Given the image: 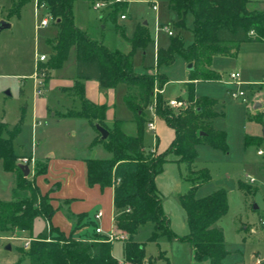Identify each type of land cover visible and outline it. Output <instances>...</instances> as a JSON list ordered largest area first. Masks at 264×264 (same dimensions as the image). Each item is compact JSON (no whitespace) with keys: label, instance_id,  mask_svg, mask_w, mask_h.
<instances>
[{"label":"trees","instance_id":"obj_1","mask_svg":"<svg viewBox=\"0 0 264 264\" xmlns=\"http://www.w3.org/2000/svg\"><path fill=\"white\" fill-rule=\"evenodd\" d=\"M27 0H13L9 14L19 13ZM38 7L53 18L57 34L50 44L49 58L38 64L39 72L48 79L50 69L63 65L72 47L76 50V83L73 92L78 96L81 107L74 116L88 120L96 130L99 124L108 131L105 139L97 136L91 145L101 144L110 155L108 158H86V180L88 186L98 184L101 188L112 186L113 180L119 182L113 187V210L115 228L126 234L123 242V260L139 264L145 258L144 243L134 240L138 230L151 223L154 230L150 240L160 235L168 239L188 242L193 250L194 260L208 264H223L227 255L222 231L215 223L226 213L228 204L226 191L217 189L204 197H196L198 185L209 180L208 170H191L197 157V145H208L223 152L228 151L226 132L213 127L218 116L215 111L217 101L209 97L194 96L195 81H214L220 74L210 68L214 56H236L239 46L244 42L264 40V9H250L251 0H167L176 13L174 28H186V15L191 13L193 26L192 42L184 44L179 34L170 36L166 47L156 51V67L170 65L179 54L186 64H191L186 83L189 105L178 112L165 104L161 94L167 77L158 70L155 73H136L133 69V56L138 48H145L151 41L147 29L138 26L131 38L121 36L130 44L128 52L110 50L102 42L91 39L74 22V3L77 0H35ZM93 5L94 0H87ZM119 10V9H118ZM118 10L111 13L113 20ZM253 31L254 35L249 32ZM96 79L102 87H114L118 83L127 86L124 96L126 106L134 113L138 132L134 136L125 134L119 121L109 127L104 124L105 105H95L86 99L80 80ZM155 96L156 115L174 130L170 145L160 153L145 149L144 130L147 122L146 111ZM22 118L8 129L0 123V160L3 169L13 175L11 199H0V233L9 237H22V233L32 238L28 250L19 248V261L27 259L29 264H119L112 256V243L103 235L87 233L78 237L76 231L92 222H83L85 214L74 216L70 233L66 236L50 223L54 208L48 194H41L35 181L23 175L12 148V141L20 132ZM253 140L246 138V144ZM255 143H257L255 141ZM175 161L184 163L192 185L179 196L186 213L188 234L177 236L170 228V219L162 209V198L156 190L155 178L162 172L165 163ZM41 163V162H40ZM46 172L45 163L39 164L36 175ZM241 190L249 191L238 182ZM49 222L36 237H32L35 219ZM19 264V263H18Z\"/></svg>","mask_w":264,"mask_h":264},{"label":"rangeland","instance_id":"obj_2","mask_svg":"<svg viewBox=\"0 0 264 264\" xmlns=\"http://www.w3.org/2000/svg\"><path fill=\"white\" fill-rule=\"evenodd\" d=\"M96 1L104 3V6L101 9H95L89 1L77 0L76 23L90 38L104 43L108 48L130 50L128 41L121 36L118 28L123 29V34L128 39L134 35L139 25L147 29L151 41L145 48H138L134 52L133 67L136 73H145L147 68H156L155 47L157 45L165 47L169 43L170 37L162 30L156 29L158 24L165 23L163 25L172 29L174 35L179 32L185 45L192 42V14L186 15L185 29L174 28L173 24L177 20V15L170 8L167 0H94ZM262 1L252 0L253 4L249 5V8L259 10ZM153 3L157 4V10L152 9ZM12 4L13 0H0V21L7 19L10 24L9 28L0 31V122L5 121L9 126L17 122L22 106L30 107L32 78L29 76L35 72V55L43 52L47 61L50 44L53 42V39L48 38L46 48L45 27L39 30L35 27L45 16L41 7L38 8L37 14L33 0H27L19 9L18 15L9 14ZM116 10L118 12L115 18L109 19L111 13ZM102 14L103 17H100ZM120 14H126V19H120ZM51 24L52 21L49 26ZM74 56L75 51L71 49L65 66H68ZM186 66L183 57L179 54L174 56L172 64L159 66V71L168 79L163 88V96L166 99L187 96L184 84L187 78ZM211 67L221 74L222 81L226 80L227 74L236 68L241 70L243 77L264 80V40L240 44L237 57H214ZM151 71L156 72L154 69ZM122 86L124 85L120 84L116 88L118 98L115 111L118 115H122V110L128 112L119 96ZM225 88L220 81L200 82L194 88L195 95L210 96L217 100L214 109L218 116L214 119L213 127L226 132L228 151L225 153L206 145L199 146L197 158L191 165V170L205 168L211 177V180L202 183L198 196L206 195L216 188H223L226 191L227 211L215 223V226L223 233L227 251L223 264H255L257 257L263 260L262 264H264V224H261V220H264V156L256 154L259 148L264 150V142L259 145L261 141L257 140V145H246V135L253 126L250 123L252 122L250 112L246 103H242L241 99L232 98ZM34 89L33 87V91ZM185 100L189 105L187 98ZM148 111L147 109L149 114ZM25 119L21 133L14 140V149L17 153L20 152L18 144H22L24 149L28 150L30 143V126ZM39 164L41 163L35 160L33 176H37ZM180 172L182 182L180 191L184 193L192 185L187 175L188 168L184 163L180 164ZM246 175L253 177L254 182L250 183ZM239 178L249 191H242L237 187ZM9 185V174L3 171L0 163V198H9ZM166 203L172 214L173 225L175 229H179L181 222L175 204L180 206L174 192L166 197ZM95 204L96 202L93 201L90 206ZM254 204L257 208L253 207ZM42 228L41 221L36 219L32 234L39 233ZM153 230L151 223L145 224L138 230L134 240L144 243L145 255L151 256L155 264L168 262L169 264H197L193 259L192 249L187 243L169 240L163 235L152 241L150 236ZM20 235L24 239L0 241V264H28L27 259L19 261L21 254L18 249L28 250L32 238L28 234ZM0 236L9 237L7 233H0ZM27 241L28 247L24 245ZM8 243L10 249L5 247ZM122 244L123 242L118 240L112 242V253L119 261L123 260ZM160 251L166 254L168 260L158 258Z\"/></svg>","mask_w":264,"mask_h":264},{"label":"crops","instance_id":"obj_3","mask_svg":"<svg viewBox=\"0 0 264 264\" xmlns=\"http://www.w3.org/2000/svg\"><path fill=\"white\" fill-rule=\"evenodd\" d=\"M263 1H262V4H263ZM76 2L77 1H75L74 7H73L74 22L76 26L79 29H81L76 23V17H75L76 16ZM33 3L35 6V12L38 14L37 5H36L35 0H33ZM251 4H253L252 0L250 2V5ZM120 15H119V18H120ZM124 15H125V18H123L122 20H125L127 17L126 14ZM100 17H103V14ZM4 20L8 22L7 19H4ZM35 27L37 30L41 28V27L37 28V25ZM45 29H46L45 47L47 48L48 47L47 39L48 38L53 39L56 36L57 27L52 22L51 26L48 25L45 27ZM159 47L160 46L157 45L154 50L155 51V66H156V51ZM71 49H74L75 56L73 57V60L68 64V66H65ZM71 49L68 53L66 60L64 61L61 67L56 68V69H50L48 79L46 80L44 88H43L42 95L35 94V89L33 91V87L35 88V82H34L35 72H33V74L29 76L30 78H32V96H31L30 107L28 108L26 105L21 107L20 116L17 122L20 120V118H22V124H23V121L26 118L25 120L27 124H29L30 131H31L30 143L28 145V150H25L22 144H18V148L20 152L17 153L15 151L14 140L17 138V136L22 131V125H21L20 132L17 134V136L12 141V148L18 158L21 156H33L36 161L45 163L46 172L44 174L34 176L33 180L35 181V184L38 187L40 193L48 194L50 198V204L54 208V213L50 219V223L53 226L57 227L60 231H62L67 236L70 233L73 222L75 220L74 216L79 215V214L86 215L85 218L83 219V222L90 221L94 224V226L86 225L81 230L76 231L75 236L77 237L79 234L81 235L87 234V233L93 234L94 229L97 226H100L103 229V231H108L111 228H113L114 225L112 222V217L114 214L113 213L114 210H113V187L112 186L101 188L98 184H94L93 186H88L87 184L85 159L86 158H108L110 155L104 150L101 144L91 145L92 140L97 136V132L92 127V125L88 122V120H86L85 118L79 117V116H74V114H77L80 111L81 102L78 96L73 92V89L76 83V75H75L76 50L74 47H72ZM116 50H119V49H116ZM128 51H122V52H128ZM41 54H43V52ZM237 55L235 57H237ZM186 65L188 66V64ZM187 66H186L187 78H186V82L184 83L185 85L188 82L189 69L187 68ZM210 68L214 70L211 67V64H210ZM153 69L155 71L157 70L159 71V68L157 67L147 68L145 73H152L151 70ZM233 71L240 72L241 79L244 83L254 84V83L260 82V80L258 81L255 79H250L248 77H243L242 72L239 68L231 70L230 72H233ZM228 74L225 78L226 80H223V81L221 78V74H220V79L218 80L195 81L194 88L196 84L200 82L220 81L225 85L226 87L225 90L227 92L228 88L232 87L231 85L228 84V80H229ZM167 82H168V79H167ZM80 83L83 86V92L87 100H89L95 105H105L104 124L110 127L114 121H119L120 128L125 134L130 135V136H134L137 134L138 125L136 122L135 115L126 106L125 101H124V96L127 93V86L124 83H118L114 87H102L100 82L96 79H83V80H80ZM120 84L121 85L123 84L124 86H122L121 88L122 93L119 92V96H121L124 107L128 110V112H125V110H122V113H121L122 115H118L115 111V105H116L117 98H118L116 88ZM163 88H162L161 95L166 101L168 99H166L163 96ZM257 88L258 86H254L252 89H257ZM194 96L195 98H199V96L195 94ZM203 97H207V96H203ZM186 98L187 96L184 98L179 97L177 99L185 100ZM209 98H212V97L209 96ZM212 99H215V98H212ZM247 107H248V111L250 112L249 113L250 120L252 121L250 123L253 124V126H252V130L249 131V133H247L246 138L249 137V138H252L253 140H250V142L246 145H249V144L257 145V143H255V141L257 140L261 141L259 143V145H261L264 142V136L262 134L263 127L261 124L262 121L264 120V114L259 111V108H254V104H252L251 106L247 104ZM221 113L224 114L223 111H221ZM150 117H151L150 113L148 114L146 111L147 122L150 120ZM17 122L13 124L12 126H9L5 121H2L0 123H6L7 128L12 129L13 126L17 124ZM173 138H174V130L171 127H169L166 124V122L160 119L159 117H157L154 120V130L153 131L147 130L146 125H145L144 145H145L146 150L153 149L154 153L163 152L170 145ZM246 138H245V142H246ZM199 146L201 145H197L196 147L197 154H198ZM256 154H257V150H256ZM259 156H264V155H259ZM0 163L3 169L1 160H0ZM180 164H181L180 162H175V161H170V162L165 163L163 166L162 172L159 173L155 178V185H156L157 193L162 198V209L164 213L170 219L171 230L177 236L182 237L188 234L189 229H188V225L186 221L185 210L182 207L180 200H179V196L183 194L180 191L181 183H182ZM202 169H205V168H202ZM3 171L8 173L10 177V185H9L10 195H9V198L1 197L0 199L8 201L11 199V189L13 186V175L11 172L5 171L4 169ZM209 180H211V177L209 178ZM238 182H242V179L239 178L237 180V187H238ZM201 186L202 184L198 185L196 189V193H195L196 197L198 198L204 197L213 192V191L209 192L203 196H198L197 193L199 189L201 188ZM189 188L190 187H188V189ZM217 189H220V188H216L215 190ZM172 192L176 194V198L180 206L178 207L177 204H175L176 209H178L179 211V217H180V222H181L179 229H175L173 225V220H172L173 218H172L171 211L168 207V204L166 203V197L169 196V194ZM88 198H91V199H88ZM93 201H95L96 204L93 206H90V204ZM98 211H101L102 215L99 219H96L95 214ZM37 219H39L42 223V227H43L42 230L46 227L47 224H49V222H46L42 218H37ZM24 234L26 235L27 233H24ZM37 234H34V235L32 234L31 236L34 237ZM11 239H14V238H11ZM171 240L179 241L184 244L187 243L190 246L188 242H183L177 239H171ZM7 246H9V248H7ZM5 247L6 249H10V244L9 243L6 244ZM122 247H123V244H122ZM111 253H112V250H111ZM192 253H193V250H192ZM112 256L116 258L113 255V253H112ZM146 258L151 261L150 264H155V260L151 256L150 257L146 256ZM158 258H164L168 260V257H166V254L161 251L159 252ZM195 263L208 264L207 262H197V261H195ZM28 264H29V261H28ZM167 264H169V262Z\"/></svg>","mask_w":264,"mask_h":264},{"label":"built area","instance_id":"obj_4","mask_svg":"<svg viewBox=\"0 0 264 264\" xmlns=\"http://www.w3.org/2000/svg\"><path fill=\"white\" fill-rule=\"evenodd\" d=\"M36 2V1H35ZM37 5V4H36ZM95 9H101L104 6V3L102 2H94L92 5ZM41 9H43L45 16L42 17V19L40 20L39 24L37 25V28L40 27H46L49 25V23L51 21H53V18L51 17L50 14H48L45 9L44 6L41 5L40 6ZM37 6V10L38 8H40ZM262 8L264 9V1L262 4ZM152 9L153 10H157V4L153 3L152 4ZM120 18L123 19L125 18V15L121 14ZM157 30H162L163 32H165L168 36H172L173 35V31L172 29H170L169 27L165 26V25H157L156 26ZM250 35H254L253 31L249 32ZM46 61V55L45 54H38L35 55V76H34V82H35V94L37 95H42L43 92V88L45 85L44 82V78H45V73L44 72H39L38 70V64L41 62H45ZM229 80H228V84L231 85L232 87L228 88L227 90V94H229L232 98L235 99H241L242 102L249 104L250 106L252 104L255 103H259L260 107H259V111L261 113L264 114V80H261L260 82L254 83V84H249V83H244L241 79V74L239 71H233L230 72L228 74ZM254 86H258L257 89H252ZM155 92H158L159 94L162 93V89H155ZM155 104H156V99L155 96L153 98L152 103L150 104V106L147 108L149 110L150 113V120L146 123V129L149 131H153L154 130V120L158 117L156 115V111H155ZM166 106H168L169 108H171L172 110L178 112L180 110L185 109L188 106V103L186 102V100H182V99H169L165 101ZM262 127L264 129V120L262 121ZM151 152L154 153L153 149L150 150ZM257 154L259 155H263L264 154V150L262 149H258L257 150ZM18 164H22V165H27L29 168V174L27 175V177H29L31 180L33 179V167L35 165V159L33 156H21L17 159ZM246 179L252 183L254 182V178L251 176L246 175ZM119 182V179H115L113 180L112 186L116 185ZM102 215L101 211H98L95 214V218L99 219ZM47 222V221H46ZM112 222L114 225V214L112 217ZM261 224H264V220H261ZM47 230L49 229L48 224L46 225ZM95 232L97 234H101L104 236L105 240L108 242H114L115 240L121 241V242H125L127 239L126 234L118 231L115 226H113V228H111L108 231H103V229L100 226L95 227ZM14 237H3L0 236V241L5 240V239H11ZM18 238H22V237H17ZM24 239V238H22ZM28 239V238H27ZM30 239V238H29ZM31 240V239H30ZM24 245L26 247H28V241L24 243ZM263 260H260L258 257L256 259V264H261ZM119 264H131L125 260H120L118 261ZM150 260L145 258L141 263L139 264H150Z\"/></svg>","mask_w":264,"mask_h":264},{"label":"water","instance_id":"obj_5","mask_svg":"<svg viewBox=\"0 0 264 264\" xmlns=\"http://www.w3.org/2000/svg\"><path fill=\"white\" fill-rule=\"evenodd\" d=\"M9 26H10V24L6 20L0 21V31L5 29V28H8ZM187 68L190 70L192 68V65L188 64ZM259 107H260L259 103L254 104V108H259ZM95 127H96L97 132L100 134L101 139H105L108 136V131L104 127L100 126L99 124H96ZM262 134L264 136V129L262 130ZM19 166L23 172V175L27 176L29 174L28 166L22 165V164H19ZM253 207L257 208V205L254 204ZM7 248H9V246H7Z\"/></svg>","mask_w":264,"mask_h":264}]
</instances>
